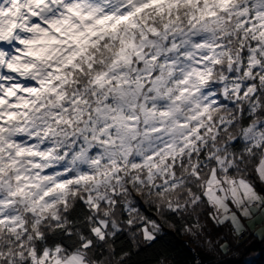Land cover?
<instances>
[{
	"label": "snow or ice",
	"instance_id": "1",
	"mask_svg": "<svg viewBox=\"0 0 264 264\" xmlns=\"http://www.w3.org/2000/svg\"><path fill=\"white\" fill-rule=\"evenodd\" d=\"M250 236L264 0H0V264H220Z\"/></svg>",
	"mask_w": 264,
	"mask_h": 264
},
{
	"label": "trees",
	"instance_id": "2",
	"mask_svg": "<svg viewBox=\"0 0 264 264\" xmlns=\"http://www.w3.org/2000/svg\"><path fill=\"white\" fill-rule=\"evenodd\" d=\"M168 239L172 241L175 245L176 250L179 253L178 259L191 260L193 254L190 251V247L185 244L187 237L185 236H169ZM264 241H261L254 237H248L245 244L235 250L232 254L222 257L220 259V264H264ZM251 254H256L253 257H250ZM251 258V259H248ZM200 259L203 261V264H209V257L201 256Z\"/></svg>",
	"mask_w": 264,
	"mask_h": 264
},
{
	"label": "rangeland",
	"instance_id": "3",
	"mask_svg": "<svg viewBox=\"0 0 264 264\" xmlns=\"http://www.w3.org/2000/svg\"><path fill=\"white\" fill-rule=\"evenodd\" d=\"M263 254H264V250H263ZM255 255H256V254H251L250 257H253V256H255ZM248 259H251V258L248 257Z\"/></svg>",
	"mask_w": 264,
	"mask_h": 264
}]
</instances>
